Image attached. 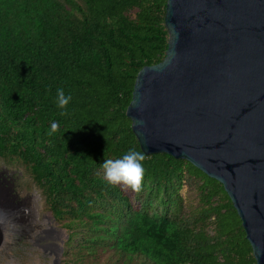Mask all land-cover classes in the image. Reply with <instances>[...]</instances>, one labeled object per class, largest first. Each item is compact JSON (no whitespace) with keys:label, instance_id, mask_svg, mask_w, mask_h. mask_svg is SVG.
Wrapping results in <instances>:
<instances>
[{"label":"trees","instance_id":"obj_1","mask_svg":"<svg viewBox=\"0 0 264 264\" xmlns=\"http://www.w3.org/2000/svg\"><path fill=\"white\" fill-rule=\"evenodd\" d=\"M166 3L0 0V166L66 231L61 264H256L223 184L188 160L144 153L139 190L104 176L142 151L126 109L165 57Z\"/></svg>","mask_w":264,"mask_h":264},{"label":"water","instance_id":"obj_2","mask_svg":"<svg viewBox=\"0 0 264 264\" xmlns=\"http://www.w3.org/2000/svg\"><path fill=\"white\" fill-rule=\"evenodd\" d=\"M164 21L165 57L139 70L126 109L132 130L144 153L223 184L264 264V0H167Z\"/></svg>","mask_w":264,"mask_h":264},{"label":"rangeland","instance_id":"obj_3","mask_svg":"<svg viewBox=\"0 0 264 264\" xmlns=\"http://www.w3.org/2000/svg\"><path fill=\"white\" fill-rule=\"evenodd\" d=\"M20 173L17 168L0 166V205L7 212L20 203L29 210L26 222L8 227L6 231L0 230V264H61L67 233L43 210L41 196L36 190L21 189ZM50 231L58 235L53 237ZM50 243L57 246L47 247Z\"/></svg>","mask_w":264,"mask_h":264},{"label":"clouds","instance_id":"obj_4","mask_svg":"<svg viewBox=\"0 0 264 264\" xmlns=\"http://www.w3.org/2000/svg\"><path fill=\"white\" fill-rule=\"evenodd\" d=\"M71 98V93L65 94L62 88L56 89L55 103L61 112L65 110V106ZM56 128L57 123L53 122L50 131H54ZM143 160V151L135 147H129L119 158H109L102 161L104 176L109 183L123 182L131 186L133 190H139L144 173L141 163Z\"/></svg>","mask_w":264,"mask_h":264},{"label":"bare ground","instance_id":"obj_5","mask_svg":"<svg viewBox=\"0 0 264 264\" xmlns=\"http://www.w3.org/2000/svg\"><path fill=\"white\" fill-rule=\"evenodd\" d=\"M28 214H29L28 207H24V205H22L21 203L19 205H17L16 208H13V210L10 212L5 211V209H3V207L0 205V230L6 231L8 229V227L13 228V226L15 227V225H19L20 222H26V220H27L26 217L28 216ZM30 226H31V224H30ZM50 234L53 237L58 235V233L51 232V231H50ZM4 237H6V236H4ZM56 246L57 245L55 243H50L47 245V247H50V248H54Z\"/></svg>","mask_w":264,"mask_h":264}]
</instances>
